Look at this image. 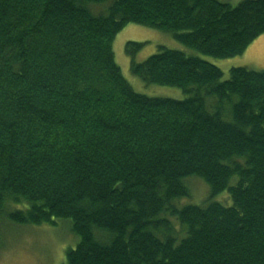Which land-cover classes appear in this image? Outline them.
Wrapping results in <instances>:
<instances>
[{"label":"trees","instance_id":"obj_1","mask_svg":"<svg viewBox=\"0 0 264 264\" xmlns=\"http://www.w3.org/2000/svg\"><path fill=\"white\" fill-rule=\"evenodd\" d=\"M107 1L0 0V217L71 220L80 242L62 264H264V70L232 67L224 80L215 64L164 46L138 62L143 44L128 42L134 75L187 94L150 97L113 48L137 24L233 58L264 34V0L90 9ZM189 177L211 197L228 191L232 206L178 207Z\"/></svg>","mask_w":264,"mask_h":264},{"label":"rangeland","instance_id":"obj_2","mask_svg":"<svg viewBox=\"0 0 264 264\" xmlns=\"http://www.w3.org/2000/svg\"><path fill=\"white\" fill-rule=\"evenodd\" d=\"M97 5L91 4L90 9L94 14L106 13L111 2ZM237 5L244 0H222ZM128 42L143 44V48L137 53L136 60L143 62L159 51L161 46L183 50L184 52L200 56L203 59L215 64L224 73V80L229 78V70L232 67H247L252 70H264V34L255 39L242 55L218 59L205 56L186 45L178 42L170 33L157 29L144 27L137 24H128L115 38L114 53L117 64L122 74L133 89L140 94L150 97L171 98L183 100L187 94L179 88L161 86L146 83L139 76L131 72V57L127 53ZM236 182L234 178L231 184ZM189 188L190 194L187 197L175 201L178 207L188 205H205L210 201L219 202L225 206H232V200L228 191L211 197L210 186L199 177H189L184 181ZM26 205L11 204L9 209H23ZM174 221V219H173ZM179 232L183 228L175 223ZM98 239L106 241L108 235L105 232H96ZM80 242V237L72 231V221L59 219L55 225H28L15 224L7 216L0 217V264H62L66 258V251L75 248Z\"/></svg>","mask_w":264,"mask_h":264}]
</instances>
